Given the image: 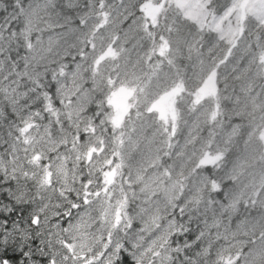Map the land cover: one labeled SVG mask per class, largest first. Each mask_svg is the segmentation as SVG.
Segmentation results:
<instances>
[{
    "label": "snow or ice",
    "instance_id": "6c2138e0",
    "mask_svg": "<svg viewBox=\"0 0 264 264\" xmlns=\"http://www.w3.org/2000/svg\"><path fill=\"white\" fill-rule=\"evenodd\" d=\"M0 264H264V0H0Z\"/></svg>",
    "mask_w": 264,
    "mask_h": 264
},
{
    "label": "trees",
    "instance_id": "16d2710c",
    "mask_svg": "<svg viewBox=\"0 0 264 264\" xmlns=\"http://www.w3.org/2000/svg\"><path fill=\"white\" fill-rule=\"evenodd\" d=\"M188 119H189L190 122H192L194 120V118L192 116H189ZM187 132H188V129L186 128L184 130V132L181 134V138H180L181 139V143L183 142V137L187 135Z\"/></svg>",
    "mask_w": 264,
    "mask_h": 264
},
{
    "label": "rangeland",
    "instance_id": "374dc122",
    "mask_svg": "<svg viewBox=\"0 0 264 264\" xmlns=\"http://www.w3.org/2000/svg\"><path fill=\"white\" fill-rule=\"evenodd\" d=\"M243 63H244L243 61L239 62L240 65H243ZM229 72H231V69H229Z\"/></svg>",
    "mask_w": 264,
    "mask_h": 264
}]
</instances>
